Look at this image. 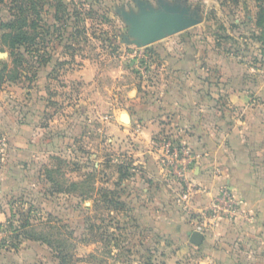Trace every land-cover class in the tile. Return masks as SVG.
<instances>
[{"label":"rangeland","instance_id":"1","mask_svg":"<svg viewBox=\"0 0 264 264\" xmlns=\"http://www.w3.org/2000/svg\"><path fill=\"white\" fill-rule=\"evenodd\" d=\"M23 1L0 0V264H198L168 261L180 244L152 217L184 209L181 179L167 194L136 139L173 171L164 149L196 138L195 106L239 124L248 113L224 92L235 65L264 104V0H34V45L13 47ZM167 9L183 29L142 44L133 19ZM29 211L37 239L20 228Z\"/></svg>","mask_w":264,"mask_h":264},{"label":"crops","instance_id":"2","mask_svg":"<svg viewBox=\"0 0 264 264\" xmlns=\"http://www.w3.org/2000/svg\"><path fill=\"white\" fill-rule=\"evenodd\" d=\"M236 70L235 65L232 72H227L224 92L233 105L245 107L248 115L244 120L227 124L211 106H195L197 115L193 119L181 116L184 122L193 123L196 132L195 139H179L195 156L185 173V181L193 190L187 195L188 184L181 180L184 209L152 217L154 222L169 224L172 238L180 244L178 250L168 254L169 262L188 253L198 264H264V104L253 108L249 98L252 93L262 94L261 89L234 85L238 80ZM136 140L140 143L136 145V153L141 154L138 162L154 180L167 185L169 189L164 186V190L172 195L174 172L157 161L159 152L152 139ZM223 187L234 194L239 210L231 220H220L206 229L199 245L191 244L188 234L194 231L193 224L204 220L211 199Z\"/></svg>","mask_w":264,"mask_h":264},{"label":"built area","instance_id":"3","mask_svg":"<svg viewBox=\"0 0 264 264\" xmlns=\"http://www.w3.org/2000/svg\"><path fill=\"white\" fill-rule=\"evenodd\" d=\"M164 159L173 165V172L185 183V173L188 164L194 160V154L185 146L169 144L165 147ZM187 195L193 190L191 184L187 183ZM239 210V202L234 194L228 188L220 189L219 193L214 196L203 214L204 220L193 224V230L204 233L206 229L214 226L220 220H231Z\"/></svg>","mask_w":264,"mask_h":264},{"label":"water","instance_id":"4","mask_svg":"<svg viewBox=\"0 0 264 264\" xmlns=\"http://www.w3.org/2000/svg\"><path fill=\"white\" fill-rule=\"evenodd\" d=\"M183 14L176 13L172 9H167L165 13H159L155 17L146 14L143 19H133L132 30L142 38V44L147 45L154 43L168 34H176L180 32L183 27L181 25ZM128 120V116H123ZM189 242L193 245H199L202 242L203 235L198 231L189 232Z\"/></svg>","mask_w":264,"mask_h":264},{"label":"trees","instance_id":"5","mask_svg":"<svg viewBox=\"0 0 264 264\" xmlns=\"http://www.w3.org/2000/svg\"><path fill=\"white\" fill-rule=\"evenodd\" d=\"M20 16L15 17L13 21L8 24L12 32L7 35L9 38L10 46L20 47L23 44H27L28 46L34 45V32L37 28V22L35 19L36 16V3L34 0H24L22 4H20ZM127 174V173H126ZM121 177V175H120ZM74 186V184H71ZM21 217L23 218L22 223L20 225L23 236H30V238L37 239V236L30 235L28 231H26V226L30 223L37 221L35 215H33L30 211L27 213H21ZM19 233H17L18 237Z\"/></svg>","mask_w":264,"mask_h":264}]
</instances>
